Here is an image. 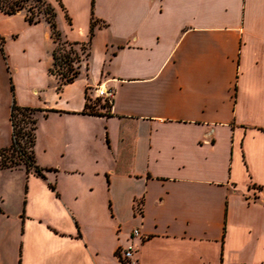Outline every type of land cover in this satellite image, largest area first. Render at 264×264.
Here are the masks:
<instances>
[{
  "label": "crops",
  "instance_id": "0c3cea01",
  "mask_svg": "<svg viewBox=\"0 0 264 264\" xmlns=\"http://www.w3.org/2000/svg\"><path fill=\"white\" fill-rule=\"evenodd\" d=\"M48 1L64 40L107 26L59 89L50 24L0 9V150L13 100L39 109L49 169H0V264H264V0Z\"/></svg>",
  "mask_w": 264,
  "mask_h": 264
},
{
  "label": "trees",
  "instance_id": "16d2710c",
  "mask_svg": "<svg viewBox=\"0 0 264 264\" xmlns=\"http://www.w3.org/2000/svg\"><path fill=\"white\" fill-rule=\"evenodd\" d=\"M0 9L4 13L10 15L23 11L26 20L30 24L38 23L42 19H45L50 24L52 38L56 44L53 50V66L50 71L60 78L61 82L59 89L65 84L74 82L80 74V69L84 63H86L88 68L92 42L96 35V28L99 25L103 27L107 26L105 21L95 17L94 8L92 6L88 41L70 42L63 39L56 20V8L48 0H0ZM67 20L71 23L68 14ZM76 46L80 47L81 52L75 49ZM11 89L13 92V86ZM101 100H103L101 107L105 108V112H101L95 105L87 103L83 113L93 115L110 114L109 109L111 103L103 98H101ZM38 111L39 109L36 108L21 107L13 100L10 112L12 143L9 147L0 150V169H16L23 166L26 168L27 173L34 172L38 176L46 179L44 171L49 169L41 168L36 163L35 158ZM51 187L54 188L53 185ZM123 262L127 264L125 260Z\"/></svg>",
  "mask_w": 264,
  "mask_h": 264
},
{
  "label": "rangeland",
  "instance_id": "374dc122",
  "mask_svg": "<svg viewBox=\"0 0 264 264\" xmlns=\"http://www.w3.org/2000/svg\"><path fill=\"white\" fill-rule=\"evenodd\" d=\"M75 49L80 51L79 46H76ZM19 182L17 174L0 171V209L8 208L15 210V208L19 207L21 197L23 196Z\"/></svg>",
  "mask_w": 264,
  "mask_h": 264
},
{
  "label": "built area",
  "instance_id": "2783aa9c",
  "mask_svg": "<svg viewBox=\"0 0 264 264\" xmlns=\"http://www.w3.org/2000/svg\"><path fill=\"white\" fill-rule=\"evenodd\" d=\"M97 94L99 97L106 99L111 103L112 99L115 96V91L113 88H108L102 84L97 87ZM133 234L140 235L139 229L138 228L134 229ZM133 255H134V247L133 245H130L127 249L124 250L123 258L124 260H127L130 262V260H132L133 258Z\"/></svg>",
  "mask_w": 264,
  "mask_h": 264
}]
</instances>
